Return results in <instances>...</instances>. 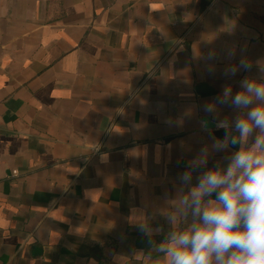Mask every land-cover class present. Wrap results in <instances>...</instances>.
I'll list each match as a JSON object with an SVG mask.
<instances>
[{
	"label": "crops",
	"instance_id": "0c3cea01",
	"mask_svg": "<svg viewBox=\"0 0 264 264\" xmlns=\"http://www.w3.org/2000/svg\"><path fill=\"white\" fill-rule=\"evenodd\" d=\"M231 46L264 61V0H0V264L149 251L132 211L174 193L203 103L248 75L223 76Z\"/></svg>",
	"mask_w": 264,
	"mask_h": 264
},
{
	"label": "clouds",
	"instance_id": "9594fccd",
	"mask_svg": "<svg viewBox=\"0 0 264 264\" xmlns=\"http://www.w3.org/2000/svg\"><path fill=\"white\" fill-rule=\"evenodd\" d=\"M206 48L198 60L211 74L219 54L210 40ZM224 56L226 79L242 70L248 75L237 90L224 84L203 103L198 123L207 142L176 177L174 193L165 192L154 211L150 204L132 211L131 226L149 251L116 254L114 264H264V61L237 59L235 46ZM219 153L226 155L213 160ZM156 216L164 224L154 223Z\"/></svg>",
	"mask_w": 264,
	"mask_h": 264
},
{
	"label": "built area",
	"instance_id": "2783aa9c",
	"mask_svg": "<svg viewBox=\"0 0 264 264\" xmlns=\"http://www.w3.org/2000/svg\"><path fill=\"white\" fill-rule=\"evenodd\" d=\"M12 174H15L16 173V170H12V172H11Z\"/></svg>",
	"mask_w": 264,
	"mask_h": 264
},
{
	"label": "water",
	"instance_id": "95a60500",
	"mask_svg": "<svg viewBox=\"0 0 264 264\" xmlns=\"http://www.w3.org/2000/svg\"><path fill=\"white\" fill-rule=\"evenodd\" d=\"M36 251H37V249H36Z\"/></svg>",
	"mask_w": 264,
	"mask_h": 264
}]
</instances>
